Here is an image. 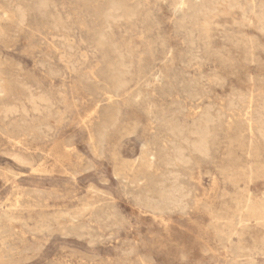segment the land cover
Segmentation results:
<instances>
[{"label":"rangeland","instance_id":"obj_1","mask_svg":"<svg viewBox=\"0 0 264 264\" xmlns=\"http://www.w3.org/2000/svg\"><path fill=\"white\" fill-rule=\"evenodd\" d=\"M105 1L0 0L27 8L22 25L0 8V77L17 88L0 94V264H264V30L221 15L211 37H198L177 0H123L135 16L120 9L104 44ZM130 41L141 60L133 57L131 90L100 145L103 57ZM159 69L167 76L157 80ZM207 111L216 117L208 154L187 146L188 163L173 168L176 205L158 208L136 175L155 174L166 190L174 178L146 167L142 145L169 136L170 120L192 143L188 130Z\"/></svg>","mask_w":264,"mask_h":264},{"label":"bare ground","instance_id":"obj_2","mask_svg":"<svg viewBox=\"0 0 264 264\" xmlns=\"http://www.w3.org/2000/svg\"><path fill=\"white\" fill-rule=\"evenodd\" d=\"M39 6L42 8L46 7V0H39ZM0 8L2 9V13L6 19L16 23L17 25H22L25 22L27 16V8L24 5H22L20 2H15V3L9 2L7 5H1ZM120 9H123L130 19H132V17L135 16L132 7H130L123 0H106L105 4L100 9V15H99L100 28L98 30L97 36L101 41H103L104 44H106V38L109 36L110 33L109 30L111 28V25L114 22H116L118 18H120L118 13ZM175 12H179L180 21L182 22V25L185 26L186 24L190 23L191 25L190 33H192L193 31H197L198 37H203V38L211 37V28L213 25H219L217 22V18L221 15L232 18L235 21H247L251 25L258 27L260 30H264V7L259 6L258 8H256V4L254 0H250L249 2H247L246 6H243L240 0H199L198 3H192L191 0H177L175 2ZM131 23L133 24L134 21H132ZM145 49L146 51L151 52L150 47L148 48L145 47ZM108 50L109 52L104 54L103 67L100 70V77L103 85L97 87L101 96L99 101L103 99L107 101L105 106L106 110L104 114V119L102 120V122L99 125V128L97 129V138L99 140L100 145H102V142L105 139V133L107 130L106 128L110 125H114L119 119V114L121 113L119 106L120 99H124L131 90L129 85L130 80L127 78V74L133 72L132 67L134 66V61H135L133 57L138 55V58H136V60L137 62H139L141 60L140 55L143 53L142 50L138 48V45L133 44L132 41L127 43L126 47L118 43H111V46L109 47ZM139 69L140 71L142 70L141 65H139ZM156 72L157 73L154 74V78L157 80L163 79L164 77L167 76L160 69ZM16 91L17 88H15L14 85H12L9 81H6L0 77V94L14 98L16 95ZM135 91L139 92L140 90L135 89ZM26 98L28 101L32 102L34 110H37L39 108V105L35 100H33L34 98H32V96L28 95L26 96ZM262 99L263 100L261 104H258V101L257 104L260 105V110L264 111V97ZM38 100L42 101L44 100V98L42 96H39ZM241 103L244 104V102ZM94 106H95V110L91 113L90 116H88L87 118L88 120L90 119L91 116H94L98 112L99 109L98 102H95ZM20 107L22 108L21 110L23 109L25 110L23 104H20L19 108ZM247 107L250 109V111H248L249 115L247 119H248L249 127L252 129L253 121H254L251 117V113L254 111L252 110L253 108L252 99L249 100V104L247 105ZM17 108L18 106H16L13 109H7L6 111H13V110L16 111ZM245 111L247 110L245 109ZM263 113L262 112L258 113V117L256 118V123H257V130L259 131L260 134L264 136L263 134L264 119L261 118V115H263ZM219 114L221 113H218V115ZM214 118H216L215 115L207 111L203 116L199 118L198 121L192 124L193 125L192 128L188 130L189 133L191 132L192 134L195 135V140L192 143H189L187 136H185V134L183 133L184 130L182 126L178 122L174 120H170L169 121L170 125L167 128V130L170 132L169 136L162 137L159 140H154L151 141V143L150 142L144 143L142 145V147L144 148L143 152H144V161L146 167L153 168L158 171L161 166H166L167 169L165 171H159L157 175L169 174L172 175L174 178L173 187L170 190H166L164 189L163 186L159 187L156 185L154 179L155 174L151 176L136 175L138 181H141L144 178L146 183L150 185L151 190L157 194L158 198L160 199V202L156 201L157 202L156 206L158 204V208L165 206L167 207L168 205L175 204L177 201L174 192L180 190V186L182 185V183L180 186L177 184V175H176L177 173L175 174V170L173 168L178 165L188 163L189 157L186 154L187 146H189L191 150L197 152L200 155L208 154L209 136L211 134L209 124L212 121H214ZM257 130L255 132L258 133ZM96 153H98V151ZM157 184L159 185V183ZM188 194H186V196ZM150 197L149 199H151ZM178 205H181V203ZM180 207H182V205Z\"/></svg>","mask_w":264,"mask_h":264}]
</instances>
